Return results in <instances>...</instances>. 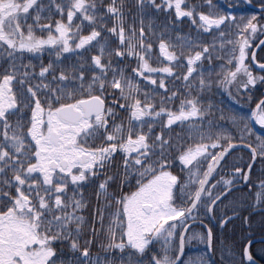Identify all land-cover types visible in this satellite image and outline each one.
I'll return each instance as SVG.
<instances>
[{"label":"snow or ice","instance_id":"1","mask_svg":"<svg viewBox=\"0 0 264 264\" xmlns=\"http://www.w3.org/2000/svg\"><path fill=\"white\" fill-rule=\"evenodd\" d=\"M259 7L0 0V264H264Z\"/></svg>","mask_w":264,"mask_h":264},{"label":"trees","instance_id":"2","mask_svg":"<svg viewBox=\"0 0 264 264\" xmlns=\"http://www.w3.org/2000/svg\"><path fill=\"white\" fill-rule=\"evenodd\" d=\"M190 2L199 3L200 0H190ZM219 3L224 8L225 11L232 12L235 15H237L238 17L240 15H245V16L252 15L250 13L256 14V13L252 12L250 9L244 7L240 0H219ZM252 3L256 4V3H259V2L252 1ZM229 4L233 5V7H229ZM182 27L184 29V32H188L190 30L188 25H187V23H185V25H183ZM261 37H262V35L258 36V38L253 42V46L256 44V42ZM262 48L260 49V51L262 50ZM257 90H259L258 87H257V89L254 90L253 93H251V95L253 96V103H251L250 105L245 104L243 108H241L240 105H238V104H234L226 96H223V97L217 96L216 99H217V101H220L222 99L223 100V105L222 106H224V107L231 106L233 109H235L237 111L247 112L249 107L254 108L255 103L257 102V100L259 98V93L258 94L255 93V92H257ZM242 103H243V101H242ZM226 126H230V125L226 124ZM177 131H179V129H177ZM240 157L244 158L243 161L239 160ZM226 159H230L231 163L233 164V163H236V162L243 163L244 161H247L248 157H247V154L244 151H235L229 157H227ZM86 195H88L93 200V203H94L95 198H94V196H92L91 189H89L86 192ZM242 195L243 194H241L239 192H234L233 197H231V199H238ZM230 214L232 215L231 211H230ZM255 221L256 222H255V225H254V233H255L254 236L258 237V236L264 235V233H262L261 230H260L259 217L258 216L255 218ZM214 226H216V227L214 228ZM214 226H212V227L214 229V233H215L216 237L218 238L217 241H216V247H217L216 255L218 253H221L220 249L222 247H224V245H228L229 247H231L234 244L237 245L236 251L238 253V251H239V248H238L239 238H240V236L242 234H246V232H244L241 229V222L239 220H235L234 224L228 225L226 229L219 228V226L217 224L214 225ZM246 227L247 226L245 225L244 228L246 229ZM221 242H223V244ZM197 245L199 246L197 248L198 255H199V254H201L200 251H202V252L204 251V245L198 244V243H197ZM256 245L260 246L259 244H255L253 246H256ZM95 251H96V249H94V252ZM218 260H219V258H218Z\"/></svg>","mask_w":264,"mask_h":264},{"label":"flooded vegetation","instance_id":"3","mask_svg":"<svg viewBox=\"0 0 264 264\" xmlns=\"http://www.w3.org/2000/svg\"><path fill=\"white\" fill-rule=\"evenodd\" d=\"M241 1V3H242V5L244 6V7H246V8H248L244 3H243V1L242 0H240ZM253 5H256V6H259V3H256V4H254V3H252ZM249 9V8H248ZM252 12H254V13H256L257 15H259V11H256V10H253V9H250ZM258 42V41H257ZM256 42V43H257ZM255 46V45H254ZM254 46L252 47V49H251V51L253 50V48H254ZM263 47V46H262ZM261 47V48H262ZM260 48V49H261ZM264 48V47H263ZM260 49H258V51L256 52V54H257V61H260V62H264V50H261L260 51ZM260 51V52H259ZM249 59H250V57H249ZM258 88H259V90H257V92H255L256 94H258L259 93V98H258V100H257V102L259 101V99H264V87H261V86H257ZM254 128V127H253ZM259 129H261L260 127H259ZM262 130V132L261 131H256L255 129H254V131L256 132V133H258V134H262V135H264V129H261ZM245 153H246V151H244ZM247 154V153H246ZM227 161H228V165L223 169V174H225V178H229V176H228V174H230V172H231V165H232V163H231V160L230 159H227ZM257 167H259V166H257ZM247 191V189H245V192ZM240 193V192H239ZM242 194V193H241ZM231 199V198H230ZM226 204L228 203L227 201L225 202ZM224 211H226V209H225V207L222 205L221 206V208H220V212H221V214H223V212ZM228 215H231L230 214V211H228ZM208 223V221L207 220H205V224H207ZM214 225H216V221H212V223L211 224H209L208 226H214ZM216 226H214V228H215ZM197 231H200L201 229H199V228H197L196 229ZM256 236H254L253 238H255ZM258 237H261V236H258ZM255 245V244H254ZM199 246L197 245V243H195V242H193L192 244H190V245H188L187 246V248H186V254L187 255H189V256H197L198 255V251H197V248H198ZM253 248L254 249H256V248H259V246H253ZM201 253H202V251H200ZM220 254L221 253H218L217 255H216V259L218 260V258L220 257Z\"/></svg>","mask_w":264,"mask_h":264},{"label":"water","instance_id":"4","mask_svg":"<svg viewBox=\"0 0 264 264\" xmlns=\"http://www.w3.org/2000/svg\"><path fill=\"white\" fill-rule=\"evenodd\" d=\"M242 1H243V3H244L248 8L260 12V7H259V6H256V5H253V4H249V3H247V0H242ZM261 39H264V35H263L259 40H261ZM257 44H259V41L256 43V45H257ZM256 45L254 46V48H253L252 51L257 52L258 49H260V48L262 47V46H261V47H256ZM253 127H254V129H255L256 131H261V132H262V130L259 129L258 125H255V124H254ZM263 132H264V131H263ZM260 238H261V237H255L254 240H257V241H258Z\"/></svg>","mask_w":264,"mask_h":264},{"label":"rangeland","instance_id":"5","mask_svg":"<svg viewBox=\"0 0 264 264\" xmlns=\"http://www.w3.org/2000/svg\"><path fill=\"white\" fill-rule=\"evenodd\" d=\"M252 1H254V2H256V1H257V2H259V0H252ZM250 14H253V13H250Z\"/></svg>","mask_w":264,"mask_h":264}]
</instances>
